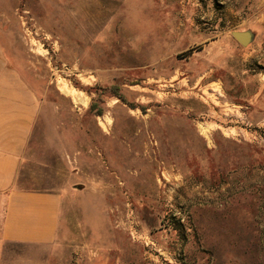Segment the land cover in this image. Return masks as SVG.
Masks as SVG:
<instances>
[{"label":"rangeland","instance_id":"rangeland-1","mask_svg":"<svg viewBox=\"0 0 264 264\" xmlns=\"http://www.w3.org/2000/svg\"><path fill=\"white\" fill-rule=\"evenodd\" d=\"M2 25L45 102L20 184L64 219L0 264H264V141L225 115L264 136V0H0Z\"/></svg>","mask_w":264,"mask_h":264},{"label":"crops","instance_id":"crops-1","mask_svg":"<svg viewBox=\"0 0 264 264\" xmlns=\"http://www.w3.org/2000/svg\"><path fill=\"white\" fill-rule=\"evenodd\" d=\"M0 27V250L6 245L50 248L61 235L64 197L56 190L27 189L24 170L36 165L32 148L44 131V95L18 55L19 39Z\"/></svg>","mask_w":264,"mask_h":264},{"label":"built area","instance_id":"built-area-1","mask_svg":"<svg viewBox=\"0 0 264 264\" xmlns=\"http://www.w3.org/2000/svg\"><path fill=\"white\" fill-rule=\"evenodd\" d=\"M226 111L227 112L225 113V115H226V117H229V123H232L235 125L239 124L240 125L239 128L241 131L245 132L247 135H251L252 137L255 136L254 137L255 140H257L259 138V140L264 141V136H262V134H259L257 131L252 132L251 127L253 126V124L246 118V115L242 111V109L240 111L239 107L233 106V107H228V109ZM240 113H242V114H240ZM236 117H239V119H241V120H238ZM230 128L235 130L237 127L233 126V127H229L228 129H230ZM258 128H259L260 132H264V129L262 131L261 127L258 126Z\"/></svg>","mask_w":264,"mask_h":264},{"label":"water","instance_id":"water-1","mask_svg":"<svg viewBox=\"0 0 264 264\" xmlns=\"http://www.w3.org/2000/svg\"><path fill=\"white\" fill-rule=\"evenodd\" d=\"M232 35L242 46L251 44L256 37L255 33L250 30L244 32H233Z\"/></svg>","mask_w":264,"mask_h":264},{"label":"bare ground","instance_id":"bare-ground-1","mask_svg":"<svg viewBox=\"0 0 264 264\" xmlns=\"http://www.w3.org/2000/svg\"><path fill=\"white\" fill-rule=\"evenodd\" d=\"M63 92H65L67 95L73 96V98L75 99V101H81L78 96H76L73 92L67 90L66 88H63Z\"/></svg>","mask_w":264,"mask_h":264},{"label":"trees","instance_id":"trees-1","mask_svg":"<svg viewBox=\"0 0 264 264\" xmlns=\"http://www.w3.org/2000/svg\"><path fill=\"white\" fill-rule=\"evenodd\" d=\"M118 95V94H117ZM91 109H94V107L92 106V108ZM98 115H100V114H98Z\"/></svg>","mask_w":264,"mask_h":264}]
</instances>
